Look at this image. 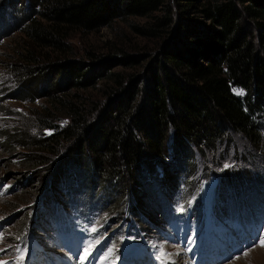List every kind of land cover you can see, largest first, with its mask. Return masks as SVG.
I'll list each match as a JSON object with an SVG mask.
<instances>
[{
  "label": "trees",
  "instance_id": "1",
  "mask_svg": "<svg viewBox=\"0 0 264 264\" xmlns=\"http://www.w3.org/2000/svg\"><path fill=\"white\" fill-rule=\"evenodd\" d=\"M170 1L25 0L29 11L15 25L27 37L20 65L12 73L17 85L2 86L0 101L48 96L58 108H68L63 114L67 120L59 122L61 116L48 106L34 118L32 126L41 131L38 135L26 132L22 125H12L13 130L0 128L3 147L8 152L18 146L25 150L21 159L30 161L28 165L53 166L57 160L60 169L75 166L87 184L107 190L109 197H117L128 208L133 198L136 202L141 198L137 184L145 168L162 163L163 170H170L165 159L170 151L185 168L193 152L214 151L219 144L225 146L224 158L233 135L261 151L264 0H208L201 7L206 20L182 18ZM126 14L149 16L148 23L131 24L137 32L163 35L142 72L122 74L109 69L118 63L138 62L147 54L136 58L115 44L106 54L86 51L91 61L87 63L64 58L50 62L36 51L37 44H56L61 54L71 47L70 26L107 24ZM176 16L177 27L172 31ZM104 65L109 66L98 71ZM87 68L91 72L97 68V77L104 76L106 96H111L106 104L103 99L92 102L89 97L65 93L88 86ZM44 129L49 132L45 134ZM252 169L223 167L218 186L243 187V192L251 194L256 191L253 180L264 185V173ZM124 177L131 179L129 185ZM33 193L28 191L14 205L28 201Z\"/></svg>",
  "mask_w": 264,
  "mask_h": 264
},
{
  "label": "rangeland",
  "instance_id": "2",
  "mask_svg": "<svg viewBox=\"0 0 264 264\" xmlns=\"http://www.w3.org/2000/svg\"><path fill=\"white\" fill-rule=\"evenodd\" d=\"M170 2L180 12L182 18L206 20L201 7L208 0H171ZM25 4V0H0V88L17 85L12 73L16 71L17 65H20L27 37L25 31L22 28L15 29V25L19 23V17H23L29 11V7ZM183 8L186 9L182 11ZM148 18L149 16L145 15L126 14L114 17L107 24L83 28L70 26L68 40L71 47L67 46V51L61 54L55 50L58 48L56 44L52 47H42L38 44L34 46L36 51L50 62L64 58L87 63L90 58L86 51L92 50L106 54L115 44L126 49L136 58L137 54H147L140 59L141 62L131 60L126 64L112 65L109 69L121 71L122 74L134 70L142 72L151 61L149 53L155 51L156 43L163 36L156 32L139 33L131 25L132 23L139 25L148 23ZM178 19V16L173 18L170 25L172 31L176 29ZM48 55H53V58ZM107 66L109 65L97 66L100 69L98 71ZM91 69L87 68L86 73L89 74L88 83L95 80L94 84H88L86 88L78 90L69 88L65 93H69L70 96H86L92 102L103 99L106 104L111 96H106L105 78L102 75L97 77L98 73L94 72L97 68L92 72ZM105 71L107 69L102 73ZM107 82L112 83V79H108ZM16 92L17 90L12 96ZM49 99L48 96H41L33 101L16 98L0 101L2 105L0 106V128L13 130L12 125H22L21 128L26 132L38 135L41 131L36 126H32L34 118L40 110L48 106L55 109L56 116H61L59 122L66 121L63 114L68 108L60 106L58 108ZM262 123L264 128L263 119ZM44 132L46 134L49 130L44 129ZM3 138L2 135L0 142ZM224 147L223 144H219L214 151L193 152L189 155L186 168L180 164L178 157L173 158V152L170 151L169 156L165 158L169 162L170 170H163L162 163L157 164V168H145L144 178L140 180V184H137V192L141 198L137 202L133 198L132 207L127 208L119 204L117 197L111 195L109 197L107 190L87 184L84 175L75 166L67 168L64 165L60 169L59 164L55 163L57 160L53 162V166H50L51 163L28 165L30 161L21 159V156L26 153L25 150L18 146L17 150L12 149L8 152L3 147V143H0V249L2 250L0 264H26V261H36L40 250L53 252L54 248L60 251L64 247H71L67 252L72 257H76V260L85 261L95 249L96 252H101L105 246L112 244L120 237V235L117 237L113 235L114 230H126L129 224L149 229L150 221H147L141 213H145L149 220H157V214H160V211L156 206L162 199L161 193H164L168 202L176 208L175 220L183 221L186 216L183 223L173 222L166 225L165 233L160 235L168 236V238H161L167 249L173 247L172 237L178 234L180 238L189 239L190 258H193L194 251L196 258L202 255L220 261L221 264H264V244L260 243L264 240V223L250 224L244 229L239 223L232 221H220V224L212 226L208 214L204 222H201L205 216V198L209 205L215 194L216 173L221 172L223 167L238 165L255 167L252 170L264 173V148L261 151H255L238 135H233L226 151L227 155L222 158L221 152ZM205 166L209 168L206 169ZM51 167L54 170L53 168L51 170ZM154 170L157 172L155 173ZM183 170L186 174H183ZM163 174L161 181L159 176ZM52 177H56L55 180H52ZM124 179L125 185H129L131 179L129 177ZM253 184L256 191L251 193L253 196L251 203L241 204L240 213L248 212V206L254 202L257 205V199L264 197V194L257 191L261 190L260 187L264 188L263 181L253 180ZM240 188L243 190V187ZM32 190L34 193L28 201L14 205L20 197H24L25 193ZM224 202H220L219 205L223 206ZM211 210L213 213L216 212L214 200ZM255 212L257 213V209ZM163 213L166 214L164 210ZM187 218L199 222V225L192 224V221H188ZM4 219H6L5 223H3ZM207 232H211V235L208 236ZM129 233L140 239L141 246H144V240L147 237L155 235L151 231L147 236L142 231L131 228ZM77 247L83 248L76 253ZM175 251L179 249L175 247ZM156 254H162L160 248L156 250ZM164 256L169 258V250ZM49 262L53 264L54 259ZM106 264H113V259L109 258ZM191 264H196V261L192 260Z\"/></svg>",
  "mask_w": 264,
  "mask_h": 264
},
{
  "label": "snow or ice",
  "instance_id": "3",
  "mask_svg": "<svg viewBox=\"0 0 264 264\" xmlns=\"http://www.w3.org/2000/svg\"><path fill=\"white\" fill-rule=\"evenodd\" d=\"M237 94H242V92H238ZM181 211H183V208H181ZM261 244H264V240L260 241ZM163 254V253H162ZM246 254V253H245Z\"/></svg>",
  "mask_w": 264,
  "mask_h": 264
},
{
  "label": "bare ground",
  "instance_id": "4",
  "mask_svg": "<svg viewBox=\"0 0 264 264\" xmlns=\"http://www.w3.org/2000/svg\"><path fill=\"white\" fill-rule=\"evenodd\" d=\"M215 207H216V204H215ZM216 210V209H215ZM232 264V263H231Z\"/></svg>",
  "mask_w": 264,
  "mask_h": 264
}]
</instances>
